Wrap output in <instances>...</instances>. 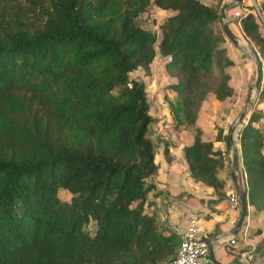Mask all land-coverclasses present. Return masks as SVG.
I'll use <instances>...</instances> for the list:
<instances>
[{"label": "trees", "instance_id": "trees-1", "mask_svg": "<svg viewBox=\"0 0 264 264\" xmlns=\"http://www.w3.org/2000/svg\"><path fill=\"white\" fill-rule=\"evenodd\" d=\"M150 7L172 12L158 39L135 22ZM220 7L221 0H0V264L175 257L179 237L160 211L145 210L157 173L153 118L144 82L129 74L148 69L155 47L168 58L171 132L194 129L182 147L188 175L223 195L225 151L196 126L207 94H233ZM257 8L262 22L249 11L231 31L251 43L264 75V0ZM225 138L218 129L214 141L225 146ZM235 147L247 204L264 211V114L250 112Z\"/></svg>", "mask_w": 264, "mask_h": 264}, {"label": "crops", "instance_id": "crops-1", "mask_svg": "<svg viewBox=\"0 0 264 264\" xmlns=\"http://www.w3.org/2000/svg\"><path fill=\"white\" fill-rule=\"evenodd\" d=\"M205 4L212 3L211 0H201ZM233 0H221V4L232 2ZM251 0H241L238 4L226 10L227 19L234 20L246 14L250 9ZM228 22V21H227ZM238 26V22L236 23ZM237 25L236 28H237ZM229 27V26H228ZM238 29V28H237ZM173 93V92H172ZM264 113V112H263ZM199 119V117L197 118ZM171 122V120H170ZM157 127H161V122H156ZM200 126V124H198ZM162 130V129H161ZM201 138L213 141L216 149L225 151V146L220 141H214L215 132L206 136L203 127H200ZM167 133L170 142L163 143L158 155L155 148L154 163L157 173L148 178L153 188L146 196V211L157 210L162 219L161 212H167L170 216L186 218L195 216L198 229L203 237L212 238L218 236L213 241L214 258L222 264H264V211L256 210L251 205H246V213L238 232L232 236H226L234 226L238 216L239 207L232 206L228 201L231 193L227 172H229L228 158L225 156L224 167L219 174L225 181L224 194H216L213 188L194 181L187 171V166L180 155L174 153L172 148V138L179 139L178 135ZM233 133V141L236 142ZM189 142L180 144L182 147ZM167 146L169 159L164 158L163 148ZM228 165V166H227ZM230 176V174H229ZM231 180V179H230ZM234 239L233 243L230 240Z\"/></svg>", "mask_w": 264, "mask_h": 264}, {"label": "rangeland", "instance_id": "rangeland-1", "mask_svg": "<svg viewBox=\"0 0 264 264\" xmlns=\"http://www.w3.org/2000/svg\"><path fill=\"white\" fill-rule=\"evenodd\" d=\"M211 1L213 4H217L219 0ZM18 3L24 4V2L19 1ZM171 14V11L159 10L156 7H150L144 12L140 13L136 17L135 22L139 26H142L147 30L153 32L156 36V39H158L160 36L159 24L163 19ZM227 16L228 15H226L225 13L226 23L229 28L231 30H236L238 28V31H240L239 26L233 20L231 21V19H227ZM235 25H237V28ZM262 31L264 32V29ZM237 38L242 42H245V48L253 50L250 42L242 39L240 35L237 36ZM222 45L226 49V54L232 60V65L227 67L225 71L229 74V84L233 88V94L228 98L217 101L214 99L213 95L209 93L202 101L198 112L199 119H196V126L199 128L203 127L206 136H210L214 132L216 133L218 129L222 130L223 134L226 133V130L232 119L246 106L245 97L247 88L254 82L255 78V65L252 61V58L239 48L235 47L232 43H230V41L225 36ZM155 51V56L149 64L148 69L146 70L137 68L129 74V77L139 79L144 82L145 92L149 105V113L153 118V121L151 122L148 129V138L154 144L158 155H161L159 149L163 143L170 142L167 133L171 131V116L167 111L166 98L171 100L174 96L172 91L166 88V85L174 79L168 76L164 67V64L167 62L168 58L160 56L157 53L156 47ZM260 82L261 87L259 86L257 90L252 89L251 91V106L246 112L241 123L237 125L234 130V136L236 137L238 130L243 124L246 123V120L249 117L251 111L256 110L264 114V95L260 96V91L264 87V75L261 76ZM159 121L161 122L160 128L156 125V122ZM198 124H200V126ZM254 124L255 126H259L260 122L258 121ZM193 135L194 129L191 127L181 131L179 134V137L181 136V138L175 140H173L174 138H172V144L174 142L172 151L180 155L182 153V144L189 142V140L191 141ZM182 139L183 143L180 144ZM224 156H229V165L231 154L226 151V149ZM228 173L230 174V171L227 172V177ZM58 197L62 201H68L70 198V194L64 190H61L58 193ZM85 229L89 232L92 231L93 223L90 222L85 227Z\"/></svg>", "mask_w": 264, "mask_h": 264}, {"label": "water", "instance_id": "water-1", "mask_svg": "<svg viewBox=\"0 0 264 264\" xmlns=\"http://www.w3.org/2000/svg\"><path fill=\"white\" fill-rule=\"evenodd\" d=\"M240 1L241 0H233L232 2H225L222 4V7L220 9V23L222 25V30H223L225 37L235 47L239 48L244 53L249 55L252 58V61L255 65L254 82L248 86L247 92H246V97H245L246 106L238 114H236V116L232 119V121L230 122V124L226 130V133H225L226 134L225 149H226V151H228L231 154L230 164H229L230 179H231V182L233 184L234 191L237 195L238 204H239L238 205L239 206V216H238L233 228L228 233L225 234L226 236H232V237L238 232V230L240 228V225H241L243 218L245 216V213H246V205H247L246 196H245V192H244L242 180H241V175H240V168H239V164H238L237 149H236L235 143L233 141V133H234L236 126L241 123L246 112L248 111V109L251 106V91H252V89L257 90L259 88V86L261 87L260 80H261V75H262L260 64H259L257 58L255 57L254 52L251 49L244 48L240 45V40L237 38V36L234 33H232V31L230 30V28L228 27V25L226 23V19H225L226 10L230 7L236 6ZM217 238H218V236L212 238L211 242L209 243L208 257L212 261L213 264H222L221 262H219L217 259L214 258V254H213L212 243ZM233 242H234V239L230 240V243H233Z\"/></svg>", "mask_w": 264, "mask_h": 264}, {"label": "built area", "instance_id": "built-area-1", "mask_svg": "<svg viewBox=\"0 0 264 264\" xmlns=\"http://www.w3.org/2000/svg\"><path fill=\"white\" fill-rule=\"evenodd\" d=\"M258 1L251 0L250 6L252 9L249 11H252L256 18L262 22L257 8ZM228 201L232 206L239 207L235 192L229 193ZM161 216L171 231L179 237V245L175 257L162 264H213L208 257L209 245L198 229L195 216L180 218V215V217H174L167 212H161Z\"/></svg>", "mask_w": 264, "mask_h": 264}, {"label": "bare ground", "instance_id": "bare-ground-1", "mask_svg": "<svg viewBox=\"0 0 264 264\" xmlns=\"http://www.w3.org/2000/svg\"><path fill=\"white\" fill-rule=\"evenodd\" d=\"M231 30V29H230ZM233 33V32H232ZM240 45L242 46V47H244L245 48V42H242L241 40H240Z\"/></svg>", "mask_w": 264, "mask_h": 264}]
</instances>
